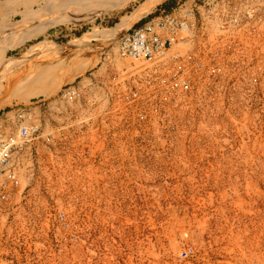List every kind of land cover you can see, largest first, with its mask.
<instances>
[{
    "label": "rangeland",
    "instance_id": "rangeland-1",
    "mask_svg": "<svg viewBox=\"0 0 264 264\" xmlns=\"http://www.w3.org/2000/svg\"><path fill=\"white\" fill-rule=\"evenodd\" d=\"M203 1L226 22L220 92L151 112L157 134L180 140L136 139L111 111L109 134L92 140L93 154L108 152L107 173L93 165L89 173L83 150L42 154L34 186L0 213V264H264V0H226L225 8ZM54 2L14 0L0 28L4 18L21 26L30 6L48 14ZM143 2L33 39H24L29 30L0 34V121L9 106L43 98L32 97L35 89L54 96L66 79L102 66L100 78L108 77L114 68L104 59L135 25L116 37L79 39L115 28Z\"/></svg>",
    "mask_w": 264,
    "mask_h": 264
},
{
    "label": "built area",
    "instance_id": "built-area-1",
    "mask_svg": "<svg viewBox=\"0 0 264 264\" xmlns=\"http://www.w3.org/2000/svg\"><path fill=\"white\" fill-rule=\"evenodd\" d=\"M225 2L218 0L216 7L222 4L225 8ZM225 28L226 22L203 0L180 1L171 10L160 9L119 38L116 54L104 59L114 68L108 77L100 78L102 66L64 85L54 96L4 109L0 121V213L20 204L34 186L33 168L43 155L83 150L92 162L89 173L91 165L97 173L109 172L108 152L93 154L92 140L95 132L100 137L101 132L109 134L111 111L122 126L136 133V139L180 140L176 134H157L151 112L172 104L189 107L195 96L220 92L224 50L218 34ZM60 217L66 222V214Z\"/></svg>",
    "mask_w": 264,
    "mask_h": 264
},
{
    "label": "bare ground",
    "instance_id": "bare-ground-1",
    "mask_svg": "<svg viewBox=\"0 0 264 264\" xmlns=\"http://www.w3.org/2000/svg\"><path fill=\"white\" fill-rule=\"evenodd\" d=\"M99 1L100 0H55L54 4L51 5V8L48 7V14H36L33 12V7L30 6L26 9L25 12L22 13V16L24 18V20L22 21H24V23L21 26H17L14 23L10 22L8 18H4L3 24L0 28V34L1 36H7L10 32L12 33L19 30H29V32L25 34L24 39H33L42 35L49 28L61 23L71 22L78 18H80V21L83 22L96 17L98 14H106L113 9H118L123 4L138 0H123L122 5L114 7L112 9H110V6L109 9L106 8L105 5L104 7H100L101 4H96ZM167 1L168 0H144V2L141 3L130 16L124 17V19L115 28L110 29L109 31H102L99 28H96L92 34L84 35L79 40L81 42H86L90 41L91 39H107L109 36H112L110 35L112 33L116 37L122 31H128L132 26L149 15L158 5L163 4ZM13 3L14 0H3L0 3V17L4 16V11L6 10L5 8L12 6ZM118 3L116 2V4ZM41 21L45 22L42 23ZM75 78L76 77H70L66 79L61 85H66L74 81ZM44 96H47V94L38 89H35L32 93V97L35 98Z\"/></svg>",
    "mask_w": 264,
    "mask_h": 264
},
{
    "label": "crops",
    "instance_id": "crops-1",
    "mask_svg": "<svg viewBox=\"0 0 264 264\" xmlns=\"http://www.w3.org/2000/svg\"><path fill=\"white\" fill-rule=\"evenodd\" d=\"M174 7H172V8H170V9H168V10H171V9H173Z\"/></svg>",
    "mask_w": 264,
    "mask_h": 264
},
{
    "label": "trees",
    "instance_id": "trees-1",
    "mask_svg": "<svg viewBox=\"0 0 264 264\" xmlns=\"http://www.w3.org/2000/svg\"><path fill=\"white\" fill-rule=\"evenodd\" d=\"M170 9V8H169Z\"/></svg>",
    "mask_w": 264,
    "mask_h": 264
}]
</instances>
